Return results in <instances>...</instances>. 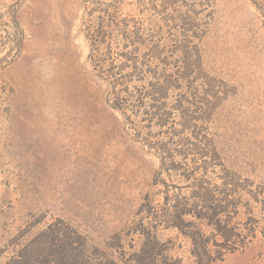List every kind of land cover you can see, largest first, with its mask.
<instances>
[{
  "label": "rangeland",
  "instance_id": "1",
  "mask_svg": "<svg viewBox=\"0 0 264 264\" xmlns=\"http://www.w3.org/2000/svg\"><path fill=\"white\" fill-rule=\"evenodd\" d=\"M0 264H264V0H0Z\"/></svg>",
  "mask_w": 264,
  "mask_h": 264
}]
</instances>
